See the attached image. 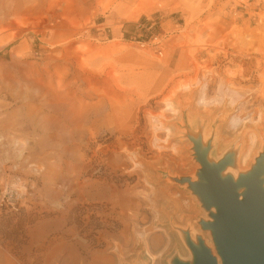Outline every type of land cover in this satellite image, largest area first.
I'll return each mask as SVG.
<instances>
[{"label": "rangeland", "instance_id": "obj_1", "mask_svg": "<svg viewBox=\"0 0 264 264\" xmlns=\"http://www.w3.org/2000/svg\"><path fill=\"white\" fill-rule=\"evenodd\" d=\"M148 1L0 0V264L55 220L131 262L148 228L159 264L188 242L223 264L192 184L203 159L239 200L257 166L264 189V0Z\"/></svg>", "mask_w": 264, "mask_h": 264}, {"label": "water", "instance_id": "obj_2", "mask_svg": "<svg viewBox=\"0 0 264 264\" xmlns=\"http://www.w3.org/2000/svg\"><path fill=\"white\" fill-rule=\"evenodd\" d=\"M204 183L192 184L207 205L215 206L214 221L206 223L214 235L223 264H264V189L259 180L260 167L243 179L246 186L239 200L229 181L219 178L220 166L210 167L201 159ZM193 264H217L208 249H196L188 242ZM186 264V263H176Z\"/></svg>", "mask_w": 264, "mask_h": 264}, {"label": "crops", "instance_id": "obj_3", "mask_svg": "<svg viewBox=\"0 0 264 264\" xmlns=\"http://www.w3.org/2000/svg\"><path fill=\"white\" fill-rule=\"evenodd\" d=\"M56 231L61 233L57 234ZM144 233L146 238L143 239L144 250L141 252L148 257L144 261L131 262L128 257L124 258L122 252H99L96 244H92L90 240H82L80 232L67 226L66 221L61 227V223L55 220L50 222L47 228L41 226L40 233L38 231L40 239L35 234V238L28 240L25 246V252L28 254L16 257L13 264H155L156 262L159 264L164 262L159 259H164L166 252L171 248V240L167 239L165 232L161 230L152 232V229L147 228ZM35 244L41 248L40 253H34ZM150 255L156 257V262L151 260ZM192 261L194 262V258Z\"/></svg>", "mask_w": 264, "mask_h": 264}, {"label": "bare ground", "instance_id": "obj_4", "mask_svg": "<svg viewBox=\"0 0 264 264\" xmlns=\"http://www.w3.org/2000/svg\"><path fill=\"white\" fill-rule=\"evenodd\" d=\"M148 3H150L148 0H138V2H137V6H138V7H142V6H144V5L148 4ZM58 88H59V86H58ZM49 91H50V92H49V96H51V97H52V95H53L54 97H57V96H58V94L55 93L53 90H49ZM50 93H51L52 95H51ZM26 106H27V105H26ZM26 106L23 105V107H25V108H26ZM21 111H22V108L20 107V108H18V110H14V111L10 112L9 115H12V116L19 115L20 118H23V117L25 116L26 118L23 119V120H26V119L30 118V115H28V112H24V111H26V109H25L23 112H21ZM29 113H30V112H29ZM22 114H23V115H22ZM2 123H4V121H3V122L0 121V124H2ZM48 125H49L50 127H52V126L54 125L53 121H49V122H48ZM2 145H3V144L0 143V148H3ZM10 148L12 149V153H13L12 155H15V156H17V157L21 155V153H22V148H23V147H21V146H19V145H16V140L13 141L12 145H10ZM2 157H3V156H2ZM6 158H7V156H6ZM8 158H9V157H8ZM2 161H3V160H1V156H0V163H2ZM34 171H35V172H41L42 170H41V169H34ZM38 231H39V233H40V228H39V227L36 228V237H39V235H38ZM34 235H35V234H34Z\"/></svg>", "mask_w": 264, "mask_h": 264}]
</instances>
